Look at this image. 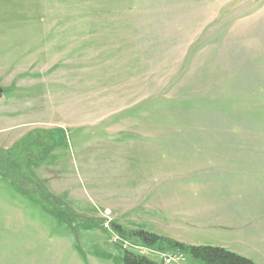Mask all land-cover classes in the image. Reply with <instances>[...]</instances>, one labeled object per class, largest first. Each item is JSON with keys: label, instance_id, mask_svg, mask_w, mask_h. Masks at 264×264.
<instances>
[{"label": "rangeland", "instance_id": "1", "mask_svg": "<svg viewBox=\"0 0 264 264\" xmlns=\"http://www.w3.org/2000/svg\"><path fill=\"white\" fill-rule=\"evenodd\" d=\"M0 87V264H264V0H0Z\"/></svg>", "mask_w": 264, "mask_h": 264}, {"label": "trees", "instance_id": "2", "mask_svg": "<svg viewBox=\"0 0 264 264\" xmlns=\"http://www.w3.org/2000/svg\"><path fill=\"white\" fill-rule=\"evenodd\" d=\"M28 145H30V143ZM28 150L30 149L24 148L23 152L20 153V158L17 157L16 159L12 160L11 164H10V161H11L10 158L3 160L0 157V179L4 177L3 179L7 181L8 183L14 185V188L16 190H19L24 195L31 197V199L33 200H37L41 204L43 202L50 203L52 202V199H54V197L49 198L47 196L49 192H48V189L45 187V182L42 180L38 181L37 176H35L32 172V168L29 169V167L34 164L32 162H29L30 157L28 156V154L30 155L32 152ZM33 158L39 159L40 156L33 157ZM17 167L19 170L24 168V170L28 173V178H27L28 181L25 179V176L23 173L17 172L19 173V175L22 176L21 178L18 174L14 173L13 170L14 169L17 170ZM10 168L13 170H11ZM26 182L31 183V186H30L31 188L29 189L25 188L24 184H26ZM36 186L37 188L42 189V193H36V191L34 190L36 189L35 188ZM56 214H58L57 211H56ZM112 225L114 226V229H115L114 232L116 234L121 236L123 239L128 237L126 234H124L120 226H117V224H112ZM129 238L140 240L147 246L156 245L161 250H171V251H176L179 253L191 254L195 259L200 260L204 264H255L250 259L245 258L239 254L233 253L231 251H228L222 247L188 246V245L179 243L177 241H174L172 239H168V238L161 237V236L154 235V234H149L148 232H145V231L131 232L129 234ZM121 262L123 264H156L155 262L151 261L150 259L146 257L139 256V255L129 253V252L126 253L125 257L121 259Z\"/></svg>", "mask_w": 264, "mask_h": 264}, {"label": "water", "instance_id": "3", "mask_svg": "<svg viewBox=\"0 0 264 264\" xmlns=\"http://www.w3.org/2000/svg\"><path fill=\"white\" fill-rule=\"evenodd\" d=\"M3 94H4V90L0 87V98L3 97Z\"/></svg>", "mask_w": 264, "mask_h": 264}, {"label": "built area", "instance_id": "4", "mask_svg": "<svg viewBox=\"0 0 264 264\" xmlns=\"http://www.w3.org/2000/svg\"><path fill=\"white\" fill-rule=\"evenodd\" d=\"M175 254H176V255H175V256H172V258H173V257H179V258H180V257H183L182 254H180V253H175Z\"/></svg>", "mask_w": 264, "mask_h": 264}, {"label": "crops", "instance_id": "5", "mask_svg": "<svg viewBox=\"0 0 264 264\" xmlns=\"http://www.w3.org/2000/svg\"><path fill=\"white\" fill-rule=\"evenodd\" d=\"M251 200H253V198H252ZM254 244H255V243H254ZM209 245H210V244H209ZM209 245H208V246H209ZM255 245H256V244H255ZM210 246H211V245H210ZM220 247L224 248L223 246H220ZM226 249H227V248H226ZM227 250H229V249H227ZM231 250H232L233 252H235L234 249H231ZM231 250H230V251H231Z\"/></svg>", "mask_w": 264, "mask_h": 264}]
</instances>
